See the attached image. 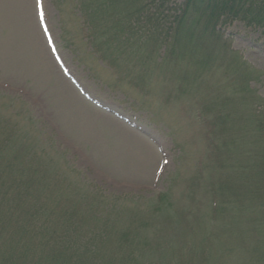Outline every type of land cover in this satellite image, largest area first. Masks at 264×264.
<instances>
[{
    "label": "trees",
    "instance_id": "1",
    "mask_svg": "<svg viewBox=\"0 0 264 264\" xmlns=\"http://www.w3.org/2000/svg\"><path fill=\"white\" fill-rule=\"evenodd\" d=\"M56 7L79 14L92 53L143 106L152 84L200 105L209 152L196 168L213 178L211 223L200 220L195 196L176 208L160 194L150 211L136 197L81 183L50 138L19 134L0 103V264H264V108L253 105L250 89L259 76L223 37L236 23L264 31V0H56ZM171 212L181 220L179 246L177 222L156 219Z\"/></svg>",
    "mask_w": 264,
    "mask_h": 264
},
{
    "label": "rangeland",
    "instance_id": "2",
    "mask_svg": "<svg viewBox=\"0 0 264 264\" xmlns=\"http://www.w3.org/2000/svg\"><path fill=\"white\" fill-rule=\"evenodd\" d=\"M165 1L177 6L184 2ZM55 5V0H40L39 6L36 0H0V103L8 104L9 118L21 125H16L18 133L50 138L81 183L107 196L136 197L150 211L158 194L167 195L176 208L183 205V196H195L190 199L200 206V220L211 223L205 210L211 198L206 181L213 178L209 169L196 168L209 152L208 128L198 118L200 105L195 106L192 96L179 101L172 98L174 89L152 84L149 91L155 93L144 96L147 113L135 106L139 97L93 60L83 41L79 14L70 9L58 16ZM223 34L259 76L251 83V98L253 105L261 103L264 108V31L236 23ZM71 42L77 46H69ZM243 106L234 111L241 113ZM250 195L253 191L245 193ZM156 219L177 222L172 232L176 244L182 245L178 215L171 212ZM181 227L186 230L184 222ZM204 227L209 234L211 225Z\"/></svg>",
    "mask_w": 264,
    "mask_h": 264
},
{
    "label": "snow or ice",
    "instance_id": "3",
    "mask_svg": "<svg viewBox=\"0 0 264 264\" xmlns=\"http://www.w3.org/2000/svg\"><path fill=\"white\" fill-rule=\"evenodd\" d=\"M39 2H40V0H36L37 6H39Z\"/></svg>",
    "mask_w": 264,
    "mask_h": 264
}]
</instances>
